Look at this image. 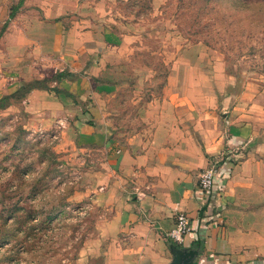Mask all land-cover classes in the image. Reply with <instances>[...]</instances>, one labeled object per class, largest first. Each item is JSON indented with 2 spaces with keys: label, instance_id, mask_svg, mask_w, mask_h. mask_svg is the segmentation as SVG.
<instances>
[{
  "label": "crops",
  "instance_id": "obj_1",
  "mask_svg": "<svg viewBox=\"0 0 264 264\" xmlns=\"http://www.w3.org/2000/svg\"><path fill=\"white\" fill-rule=\"evenodd\" d=\"M37 1L0 0V8L19 6L3 19L8 26L0 50L16 54L11 62L20 77L11 76L17 81L32 75L49 80L22 99L33 128L60 130L62 150L70 146L78 163L91 155L90 186L75 197L90 194L97 218L68 264H170L172 245L196 250L193 264H264L260 96L237 90L221 68L194 77L199 70L183 57L171 64L159 96L141 95L139 79L107 85L112 92L101 96L91 81L105 71L107 78L117 76L116 57L132 50L95 49L100 44L90 41L98 32L69 27ZM131 83L126 101L135 110L120 114L115 91ZM12 87L7 94L20 82ZM128 119L133 126L124 125ZM210 167L215 184L204 193L199 177ZM178 213L191 227L181 244L168 237Z\"/></svg>",
  "mask_w": 264,
  "mask_h": 264
},
{
  "label": "rangeland",
  "instance_id": "obj_2",
  "mask_svg": "<svg viewBox=\"0 0 264 264\" xmlns=\"http://www.w3.org/2000/svg\"><path fill=\"white\" fill-rule=\"evenodd\" d=\"M40 1L69 27L98 32L90 41L100 44L95 49L132 50L116 57L117 76L107 78L105 71L91 81L101 96L124 79L141 80V95L159 96L171 64L183 57L199 70L194 77L208 78L209 69L221 68L218 72L235 81L237 90L260 96L264 111V0ZM13 8H0V31ZM109 33L114 37L108 39ZM15 55L0 50V264H68L97 218L89 193L75 197L90 186L91 155L83 154L85 161L78 163L80 155L70 146L62 150L60 130L33 128L21 102L29 87H47L49 80L32 75L17 81ZM18 82L26 91L11 99L19 90L7 93ZM131 86L115 91L120 114L135 110L126 101L135 89ZM97 159L101 156L95 154Z\"/></svg>",
  "mask_w": 264,
  "mask_h": 264
},
{
  "label": "built area",
  "instance_id": "obj_3",
  "mask_svg": "<svg viewBox=\"0 0 264 264\" xmlns=\"http://www.w3.org/2000/svg\"><path fill=\"white\" fill-rule=\"evenodd\" d=\"M216 172L214 168H206L199 177V188L204 193H210L215 184ZM191 230L188 217L184 213H178L173 229L168 233V237L176 244H181L186 234Z\"/></svg>",
  "mask_w": 264,
  "mask_h": 264
},
{
  "label": "water",
  "instance_id": "obj_4",
  "mask_svg": "<svg viewBox=\"0 0 264 264\" xmlns=\"http://www.w3.org/2000/svg\"><path fill=\"white\" fill-rule=\"evenodd\" d=\"M172 261L170 264H193L197 251L188 248H179L176 245L170 247Z\"/></svg>",
  "mask_w": 264,
  "mask_h": 264
},
{
  "label": "trees",
  "instance_id": "obj_5",
  "mask_svg": "<svg viewBox=\"0 0 264 264\" xmlns=\"http://www.w3.org/2000/svg\"><path fill=\"white\" fill-rule=\"evenodd\" d=\"M18 7L19 6H16V7H14L13 9H11V12H10V14H9V18L11 19L12 18V16H14V14H15V12L17 11V9H18ZM6 23L4 24V26H3V28H2V30L0 31V35H1V33L3 32V30L6 28ZM44 88H47V87H45V86H43ZM31 89H34V86L33 87H29L27 90L29 91V90H31ZM23 91H24V88H22V89H20L19 90V92H17L16 94H18L17 96H15L14 97V95L13 96H8V97H10L11 99H13V98H15V100H19V98H22V96L21 97H19V95H21L22 93H23ZM26 91V90H25ZM24 91V92H25ZM20 93V94H19ZM18 98V99H17Z\"/></svg>",
  "mask_w": 264,
  "mask_h": 264
}]
</instances>
